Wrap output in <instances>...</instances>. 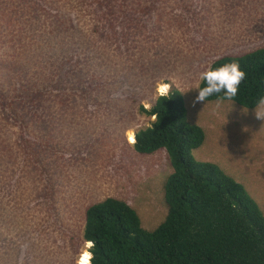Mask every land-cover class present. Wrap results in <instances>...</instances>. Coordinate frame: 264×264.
<instances>
[{
	"label": "rangeland",
	"instance_id": "1",
	"mask_svg": "<svg viewBox=\"0 0 264 264\" xmlns=\"http://www.w3.org/2000/svg\"><path fill=\"white\" fill-rule=\"evenodd\" d=\"M44 1L0 0V81L5 75L16 85L26 71L24 81L29 83L35 71L51 78L46 82L50 86L68 75L66 46L72 42L87 47L94 43L97 60L105 54L121 61L142 57L144 63L152 60V67L136 70L116 85L113 98L121 103L113 113L94 118L77 113L68 122L79 108L73 102L55 106L64 112L60 125L54 126L60 131L50 149V170L35 161L34 151L43 145L32 149L28 142L36 138V130L19 123L3 127L0 121V264H84L83 254H91L92 246L83 239L86 206L107 196L133 205L146 228L162 219L163 185L173 169L165 150L139 154L132 148L137 131L155 117L130 116L134 107L122 94L138 93L145 80L154 88L152 96L141 100L148 108L152 97L183 92L189 118L206 131L195 156L218 163L243 183L264 212V120L255 115L264 105L248 109L228 100L219 106L217 101L194 103L200 73L216 58L264 46V0H116L112 5L109 0ZM117 44L121 48L114 50ZM3 64L11 66L4 74ZM75 91L84 92L82 87ZM11 109H3L0 100V119ZM27 113L32 116L25 118L41 122L35 108ZM122 123L131 126L120 149ZM84 142L94 145L95 153L81 148ZM84 148L89 156L74 159Z\"/></svg>",
	"mask_w": 264,
	"mask_h": 264
},
{
	"label": "trees",
	"instance_id": "2",
	"mask_svg": "<svg viewBox=\"0 0 264 264\" xmlns=\"http://www.w3.org/2000/svg\"><path fill=\"white\" fill-rule=\"evenodd\" d=\"M153 1L157 4L159 0ZM109 2L112 5L116 0ZM123 6L121 3L119 8ZM93 45L67 44L68 75L50 86L46 82L51 78L35 71L29 77L30 84L24 81L26 71L16 85L13 78L4 79L5 75L0 81L3 109L8 106L17 110L11 109L10 115L5 112L0 121L4 122L3 127L19 123L23 128L29 126L33 132L36 130V138L27 141L32 149L43 145V149L34 151V157L45 171L53 164L50 149L55 146V137L60 131L54 126L60 125L64 112L57 110L56 105L63 108L73 102L79 108L68 122L77 118V113L91 118L113 113L121 103L113 98L116 85L132 72L152 65V60L144 63L142 57L121 61L107 58L105 54L97 60ZM120 48L121 44H117L114 50ZM60 55L63 56V51ZM232 61L239 62L246 73L233 102L248 109L255 108L264 99V46L238 54H223L211 65L216 67ZM35 65L42 67L38 62ZM7 69L11 66L3 64L2 74ZM145 82V88L143 82L138 93L124 91L122 94L129 97L134 107L130 116L133 114L134 118L138 113L155 117L137 131L132 148L139 154L165 150L173 169L163 185L165 208L162 219L152 228H146L140 212L128 201L115 196L89 204L85 209L83 239L92 243L90 264H264V212L259 203L243 183L218 163L195 156L194 151L205 141L206 131L189 118L183 92L176 89L152 97L153 105L148 108L141 100L152 96L154 88L150 89ZM9 85L11 89L7 88ZM202 86L200 82L199 87ZM80 87L84 92L75 91ZM20 88L22 91L18 92ZM10 90L12 92L7 94ZM207 101H217V97H209ZM31 107L35 108L41 122L25 118L26 114L32 116L27 113ZM38 110L41 113L37 114ZM122 124L117 134L119 144L127 143L124 131L131 126ZM23 138L26 139V134ZM93 146L84 142L80 147H90L93 149L91 154L96 151ZM117 146L108 150L109 156H113ZM85 148L83 152L76 151L74 159L89 156ZM119 148L123 149L125 145L121 144ZM2 160L0 156V163ZM50 181L49 184L55 187V180L50 177Z\"/></svg>",
	"mask_w": 264,
	"mask_h": 264
},
{
	"label": "clouds",
	"instance_id": "3",
	"mask_svg": "<svg viewBox=\"0 0 264 264\" xmlns=\"http://www.w3.org/2000/svg\"><path fill=\"white\" fill-rule=\"evenodd\" d=\"M245 78L246 73L237 61L216 67L210 64L206 70L200 73V81L203 86L197 88L198 95L194 103L206 102L209 97L213 96L217 97V106L224 100L234 101ZM260 104L264 105V99H261ZM255 115L258 119L264 120V111L255 109Z\"/></svg>",
	"mask_w": 264,
	"mask_h": 264
},
{
	"label": "bare ground",
	"instance_id": "4",
	"mask_svg": "<svg viewBox=\"0 0 264 264\" xmlns=\"http://www.w3.org/2000/svg\"><path fill=\"white\" fill-rule=\"evenodd\" d=\"M83 256H84V264H90V258H91V254H88V255H86V253H84L83 254Z\"/></svg>",
	"mask_w": 264,
	"mask_h": 264
}]
</instances>
